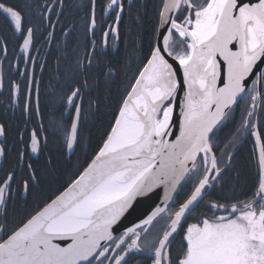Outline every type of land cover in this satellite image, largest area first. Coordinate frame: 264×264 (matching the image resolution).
Wrapping results in <instances>:
<instances>
[{
	"label": "snow or ice",
	"instance_id": "6c2138e0",
	"mask_svg": "<svg viewBox=\"0 0 264 264\" xmlns=\"http://www.w3.org/2000/svg\"><path fill=\"white\" fill-rule=\"evenodd\" d=\"M45 6L39 0H0V19L24 53L36 47L45 21H50ZM91 6L87 31L95 35L96 0ZM106 7L115 15L113 23L101 29L104 44L109 36L119 39L124 4L109 0ZM159 17L167 26L165 32L125 88L94 155L80 129L83 118H95L106 103L92 99L85 111L77 86L67 96L75 110L70 127L62 118H49L54 134L64 132L65 149L74 152L79 147L86 158L91 155L86 166L79 161L73 165L78 175L63 191L15 223L9 205L21 194L36 197L41 176L31 162L26 165V178L18 177L16 166L0 175V264H130L144 253L150 254V264H264V127L252 120L258 110L264 112V0H164ZM8 50L9 36L0 32L5 59ZM170 59L182 69V82ZM128 63L114 67L104 62L103 80L90 86L85 79L83 84L96 88L108 84ZM92 64L89 53L87 70H93ZM77 66L85 70L79 61ZM20 75L27 77V84L22 89L9 78L8 101L22 100L21 116H31L38 81L27 71ZM4 87L0 72V89ZM35 92L39 115V89ZM242 99L250 106L231 139L223 142L219 133L231 123L234 106ZM177 107L179 133L174 135ZM52 110L56 111V102ZM10 128L0 120V137L5 138L0 142V158L5 161L12 148ZM26 128L27 120L17 129L16 143L30 147L32 153L42 152L47 146L41 136L43 125L27 135ZM249 130L258 146L259 175L251 194L239 199L223 191L222 180L233 168L232 150ZM25 154L18 151L17 160L23 162ZM56 164L51 157L46 159L49 170L54 171ZM235 175L238 178L239 172ZM161 186L162 201L144 218L137 217L138 223L124 228L121 218L138 212L139 198L151 200ZM185 187L190 191L181 199ZM217 187L220 193L209 199Z\"/></svg>",
	"mask_w": 264,
	"mask_h": 264
},
{
	"label": "trees",
	"instance_id": "16d2710c",
	"mask_svg": "<svg viewBox=\"0 0 264 264\" xmlns=\"http://www.w3.org/2000/svg\"><path fill=\"white\" fill-rule=\"evenodd\" d=\"M97 5L101 6L103 0H97ZM162 2L160 0H133L129 10L124 11L123 19L119 27V43L117 49L112 52L99 53L93 55V70H80L77 62L81 63L83 50L87 45L86 31L83 26L84 21H79L75 25V29L79 30V34L69 38L65 48L57 52H53L45 62L42 75L40 77L43 97L41 98V124L43 125V133L45 135L47 146L40 152L36 158L24 148L25 158L21 163L17 160V153L20 151L21 144L16 143L18 139L17 129L21 128L18 123L10 121V116L2 115L1 120L7 121L11 128L8 133V144L12 146L9 152L8 160L0 163V175L11 166L18 168V177L27 176V163L31 162L37 175L41 176L40 191L36 197L32 195L16 198L9 205V210L14 217V222L19 223L24 216L31 212L38 204L40 206L47 202L60 191L67 187L72 179L78 175V170L73 165L79 161L82 166H86L87 162L94 155L95 150L102 143L106 130L110 128L113 122L114 113L118 106L120 98L124 95V90L130 84L132 78L138 69L146 63L147 54L151 46L156 40V31L159 19V12ZM139 17V22L137 21ZM6 29L3 20L0 19V32L5 33ZM142 49V51H137ZM88 51V50H87ZM129 61L126 67L122 68L118 75L108 84L101 83L98 88L86 87L82 90V103L85 111L88 109L90 100L99 98L102 105L106 103V107H102L100 111L95 113V118L85 116L83 118L80 132L88 138L90 145L89 155L85 157L81 148L76 147L74 152L67 153L64 148V132L53 133V129L49 127V118L56 116L62 118L66 128L70 127L71 115L66 113V100L74 87H83L84 80H88L91 86L97 79L103 80L101 72L103 63L109 62L110 66L119 67L124 61ZM86 61L84 62V64ZM83 64V65H84ZM85 66V65H84ZM108 99L105 102L104 97ZM56 102V111L53 112L52 106ZM249 107V102L242 101L238 106L234 107L233 119L219 133V137L223 142L231 139L233 133L240 126L244 116L245 109ZM0 110V115H1ZM253 120V118H252ZM254 123V122H253ZM33 126V129H39L35 118L30 117L27 120V127ZM258 127H264V112L258 118ZM26 135L29 134L28 128ZM244 135L239 139L241 146L234 155V164L232 170L226 171L222 184L223 191L234 198L244 199L254 190L258 181V164L251 138L247 137L243 140ZM223 142L219 145L223 147ZM236 145V146H237ZM233 151V150H232ZM217 155L220 153L217 151ZM51 157L57 161L55 170H49L46 165V159ZM82 170V167L81 169ZM239 172V176L235 175ZM16 185H14L15 187ZM190 191V187L181 190L180 198L182 199L186 192ZM220 188L211 190L209 199H214L220 193ZM179 240H177L178 244ZM175 250L176 245H173ZM141 260L144 264H150V257L146 256Z\"/></svg>",
	"mask_w": 264,
	"mask_h": 264
},
{
	"label": "flooded vegetation",
	"instance_id": "af4514ba",
	"mask_svg": "<svg viewBox=\"0 0 264 264\" xmlns=\"http://www.w3.org/2000/svg\"><path fill=\"white\" fill-rule=\"evenodd\" d=\"M41 4H45L46 6L43 9L45 13L50 17V21L46 20L44 27L45 31H43L41 34L38 35L37 41H36V47L30 48L27 53H20V48L18 47L19 41L15 40L11 37L10 32L7 30L5 31V35L9 36V50L6 54V59L4 58L3 53H0V72H2L4 77V89H0V120L2 115H8L10 116V121L14 123H18L20 127H24L25 120H29L30 117L35 118V120L38 123V128L41 125V98L43 97L40 77L42 75V71L45 65V62L48 60L49 56L53 52H57L62 48H65V44H67V41L70 37L76 35V33H80L79 30H76L75 25L79 21H84L83 26L86 31L87 36V45L85 46L83 50V54L81 56V64H84L87 68V59L89 53L94 55V53L97 55L99 53H105L108 51L114 52L119 43V39H116L114 36L108 37V43L104 44L102 40V30L101 29H107L109 25L113 23V18L115 13L111 9H107L106 5L109 3V0H103V4L101 6L97 5L95 6V13L97 18L98 27L96 30L95 35H92L90 32L87 31V23L89 18V13L91 11V0H39ZM97 2V0H96ZM124 4V11L126 12L129 10V7L132 5L133 0H120ZM162 2L160 11L162 10V6L164 3V0H160ZM47 5L51 6V10L49 11V8ZM160 13V12H159ZM124 15V12H123ZM160 19V17H159ZM159 19H158V25H157V31L159 26ZM122 21V20H121ZM4 23V22H3ZM5 26V25H4ZM120 27V24H119ZM6 29V28H5ZM156 31V36H157ZM49 32H51V36H49ZM120 35V34H119ZM45 37H48L47 41H45ZM95 40L96 43L93 44L92 41ZM88 50V51H87ZM34 57L35 60L33 61L32 58ZM28 58V62L25 63L24 60ZM43 65V67H41ZM27 71L29 74L33 76L35 80L38 81L37 85H34L33 94L31 97V107L30 112L31 116H21L20 113V107L22 104L21 102L18 104L15 100L11 104H9L8 98H9V83L11 80H14L16 83L21 85V88L24 89L27 84V77L21 76L20 72ZM35 88L39 89L38 97H39V115L35 114V104H36V92ZM81 89L83 91H86L87 88L83 86ZM82 94V90H81ZM250 101L247 100H240V102ZM77 103H80V99H76ZM67 103V100H66ZM238 103V104H239ZM238 104L236 106H238ZM8 107V112H4V107ZM235 106V107H236ZM235 110V109H234ZM74 107L72 105L66 104V113L71 115V117L74 114ZM262 112H258L253 117V122L256 116H260ZM3 118V117H2ZM72 121V118H71ZM71 125V122H70ZM29 130V134L31 130L33 129V126L27 127ZM26 128V129H27ZM25 129V131H26ZM251 130H249L250 132ZM249 132H246L243 140L247 137L251 138V134ZM42 138H45V135L43 131L41 132ZM5 138L0 137V142H2ZM10 145V144H9ZM24 146H20V151H24ZM27 150L32 154L33 157L36 156V158L39 156V153H32L30 150V147H27ZM3 158H0V163L3 162ZM22 163V162H21ZM179 240V237L177 238ZM174 249V248H173ZM149 256L150 254L144 253L142 255H137L135 257V260H141L142 258ZM135 260L130 261V264H135Z\"/></svg>",
	"mask_w": 264,
	"mask_h": 264
},
{
	"label": "water",
	"instance_id": "95a60500",
	"mask_svg": "<svg viewBox=\"0 0 264 264\" xmlns=\"http://www.w3.org/2000/svg\"><path fill=\"white\" fill-rule=\"evenodd\" d=\"M163 7V6H162ZM167 26H162L161 25V22H160V19H159V26H158V31H157V36H156V40H155V43L159 37V34L161 32H165V29H166ZM160 41H161V44H162V38H160ZM20 53H24L21 49H20ZM167 58V57H166ZM170 62L173 63V66L174 68L177 69V72H178V79L183 80V74H182V69L179 68L178 64L174 61H172L170 59ZM251 85V80H249V86ZM179 96L182 97L183 95V92L181 91L179 94ZM259 112V110L257 111V113ZM178 119H179V108L177 107V109L175 110L174 114H173V122L176 124V127H174L172 129L174 135L178 134L179 133V124H178ZM257 120H258V116H256L255 118V122L257 124ZM251 132V131H250ZM249 132V134H250ZM174 135L172 137H169V139H173L174 138ZM251 140H252V143H253V146H254V150H255V154H256V158H257V164H258V146L256 145L255 143V137L251 135ZM242 142L239 143L235 149H233V152L235 153L237 151V149L241 146ZM67 153H70L71 151H68L66 149ZM155 193H157V195H153L152 196V199L149 200L147 198H139L141 199V204L138 206L139 210L138 212L136 213H133L132 216H129L127 219L125 218H121L122 222H123V225H124V228H127V227H131L133 223H138L139 220L137 217L139 218H144V216H146L147 214H149L151 212V210L155 207L156 204L160 203L163 199V195H164V188L163 186L159 187L158 189H155L154 190ZM141 213H143V215H141ZM120 231H123V229H121ZM114 235H119V232H115ZM59 242V241H57ZM63 246V244H62Z\"/></svg>",
	"mask_w": 264,
	"mask_h": 264
}]
</instances>
